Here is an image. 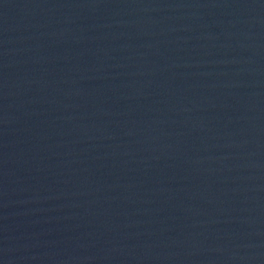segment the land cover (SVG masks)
Masks as SVG:
<instances>
[{
	"label": "water",
	"instance_id": "95a60500",
	"mask_svg": "<svg viewBox=\"0 0 264 264\" xmlns=\"http://www.w3.org/2000/svg\"><path fill=\"white\" fill-rule=\"evenodd\" d=\"M256 5L262 19L264 20V0H253Z\"/></svg>",
	"mask_w": 264,
	"mask_h": 264
}]
</instances>
